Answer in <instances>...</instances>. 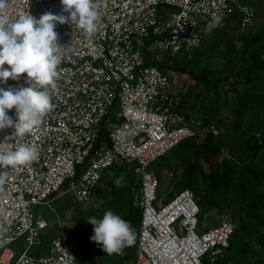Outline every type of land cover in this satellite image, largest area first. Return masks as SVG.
Segmentation results:
<instances>
[{"label":"built area","instance_id":"1","mask_svg":"<svg viewBox=\"0 0 264 264\" xmlns=\"http://www.w3.org/2000/svg\"><path fill=\"white\" fill-rule=\"evenodd\" d=\"M99 3L101 20L91 36L70 23H57L61 63L51 90L53 107L41 126L16 140L11 138L14 129L0 131V151L24 143L38 152L27 166L0 169V264H79L62 234L50 240L47 254H29L42 244L36 209L65 195L86 202L103 172L122 164L133 165L139 185L133 264H205L206 256L207 264H218L235 223L224 220L198 231L200 208L188 189L176 191L166 203L158 201L159 182L151 165L199 131L215 130L178 111V97L170 91L172 81L161 62L176 55L190 58L213 16L221 18L216 29L240 16L236 26L243 32L253 27V11L240 0ZM46 13L62 14L60 0H9L6 15L15 21ZM25 77L0 87H27ZM8 114L15 121V109ZM13 243L22 244L19 255L9 247Z\"/></svg>","mask_w":264,"mask_h":264},{"label":"rangeland","instance_id":"2","mask_svg":"<svg viewBox=\"0 0 264 264\" xmlns=\"http://www.w3.org/2000/svg\"><path fill=\"white\" fill-rule=\"evenodd\" d=\"M247 2L254 14L253 27L245 29L243 32H239L236 24L228 27L221 36H209V33L204 35L205 43L192 54L191 58L186 55H176L173 58L165 57L161 62V66L170 75L172 81V87L170 91L176 94L178 99L186 96L185 105L182 109L183 115L187 120H199L200 122L209 120L210 124H213L214 114L220 116L222 122L217 125L219 128L217 131L222 133L223 139L229 141L234 148V155L240 160L243 166H247L250 163L259 166L257 159L250 162L247 157L250 156V152L243 154L244 141L251 135V123L253 122V112L248 114L241 120L239 131L233 129V121L235 119L234 110L236 108L237 96L249 91L253 94L264 95V70L259 72L256 81L254 80L248 86L236 87L231 73L243 68L248 58V53L251 50L243 54V47L247 40H250L254 34H260L262 37L259 40L261 45H264V0H240ZM197 51L204 53L201 58H197L194 61L193 56ZM264 58V56H263ZM181 69H184L186 74ZM206 72L207 79L211 81H218V88L213 90L212 87L204 86L203 84H196L191 78L192 75L199 76ZM228 78V79H226ZM256 77H254L255 79ZM228 80V81H227ZM227 91V92H226ZM207 96V97H206ZM207 98V99H205ZM199 128V127H198ZM198 130V129H197ZM262 135V134H261ZM259 136V135H257ZM264 137V135H262ZM226 154L223 151L216 158V162L220 161L222 156ZM264 155V153H263ZM119 166V165H118ZM242 166V165H241ZM241 166L236 167V176L239 174ZM116 167V165L114 166ZM152 170V169H151ZM107 171V170H106ZM104 171V173H106ZM103 173V177H104ZM182 170H178L177 180L171 185V177L164 176L165 183H170L168 191L166 193L162 191V188L158 187V199L159 202L167 201L177 191L178 181L181 179ZM108 176V177H107ZM105 177L107 181L112 182V179L117 180L118 175L115 170L108 171ZM159 179V177L157 176ZM137 179V178H136ZM236 182V179L232 180V184ZM99 188L105 191L106 195L111 190V187H106L104 180L101 179L99 186L95 189L94 195L86 202H77L71 195H65L55 199L49 207L44 206L36 209V215L38 217V223L42 227V244L30 248V255L33 252H38L37 256H43L48 253L50 240L58 235H66L69 240V245L76 253L79 264H133L135 259V247L131 245H125L119 253L108 254L102 249V246L97 245L90 240L93 235V225L88 223L89 217H95L102 219L104 213L109 211L103 208V199L105 194L98 192ZM114 188V187H113ZM118 188H122L120 186ZM138 187H132L129 191L126 187L122 190H116L114 208L119 212L116 214L121 216L124 210L127 208L128 203L132 202L135 206L136 195ZM264 189V185L259 188V192ZM234 190L230 189L229 193L224 199H217L218 204L209 209L203 217L199 215V229L202 225L205 229L215 227L224 220H236L231 216L230 212H234L238 205L235 199ZM139 210V209H138ZM112 211V210H111ZM115 212V211H114ZM140 212V210H139ZM264 229L260 230L263 231ZM235 246H238L236 240ZM247 254L244 259L234 258L233 262L229 264H258L259 260H263L264 263V248L259 247L254 238L248 242ZM12 250V246H9ZM235 252V250L233 251ZM35 256V255H34ZM207 264L208 256L203 259Z\"/></svg>","mask_w":264,"mask_h":264},{"label":"trees","instance_id":"3","mask_svg":"<svg viewBox=\"0 0 264 264\" xmlns=\"http://www.w3.org/2000/svg\"><path fill=\"white\" fill-rule=\"evenodd\" d=\"M232 19L234 21L232 24H227L222 29L213 28L210 32H214L216 36H221L228 27L235 23L237 25L240 16L235 15ZM261 37L260 34H254L250 40L245 42L243 54L248 53L251 48H253V50L248 53L249 56L246 61L248 64L231 73V77H228L234 80L236 87L250 85L254 80L256 81V74L264 70V45L259 43ZM198 56L201 57L200 54ZM193 58L194 61L197 59L195 55ZM180 71H182L183 74L187 73L184 69ZM254 77L256 78L254 79ZM191 78L196 84L212 87L213 90L218 88L220 83L219 80L211 81L207 79L205 71L200 77L192 75ZM185 99L186 96L184 94V97L179 100L180 111L184 108ZM236 99L233 129L235 132L236 130L239 131L241 120L248 112H253V122L250 126L252 132L244 141L243 154L250 152V156H248L247 159L250 162H254L258 158L257 162L259 166L251 163L247 166H243L240 160L235 157L234 148L229 141L223 139L222 133L217 131L219 129L217 125L222 122V119H220V116L216 115V113L213 117V124H210L209 120L206 119L201 122L203 128L214 125L215 130L199 131L194 137L182 141L174 149L157 159L151 165L152 171L156 177H159V179L157 178L159 188L161 187L162 191L165 193L168 191L170 183H165L163 177L170 176L172 185L177 180L178 170H182L181 179L177 183V191L183 189L192 191L196 203L200 208L199 215H201V217H203L209 209L214 208L218 204L217 199H224L232 187L235 192L234 197L238 204L235 211L230 212L231 216L236 220L235 229L229 247L224 250L222 258L218 260V264H229L233 262V257L244 259L247 254V248L249 247L248 242L253 238L259 247L264 248V230L260 231L264 229V189L260 192L258 191L259 188L264 185V137L262 136L264 135V95H252L249 91H246L237 96ZM223 151H226V154L222 156L220 161L216 162L217 156ZM114 166L115 165L108 167L106 169L107 171L105 170L106 173L103 172L104 177L102 175L104 184L106 187H111V190L107 195L105 194L106 192L102 191L100 188L98 192H101L102 195L105 194L104 198L102 197L103 208L110 211L112 210V212L116 214L119 212V209L117 208L116 210L114 208L115 204H112V202H115L116 195H118L116 190H122L124 187H126L128 191L132 187L136 189L138 187V181L133 173V165L122 164L119 166L116 165V167ZM237 166H241V169H239L240 172L236 176ZM113 170H115V173L118 175V179L121 180V189L118 188L116 184L117 180L112 179V182H110L105 178L107 172ZM233 179H236V182L232 184ZM138 209L136 205H133V202H129L127 208L121 215V218L129 222L134 229V242L131 244L133 247H136L135 238L140 223V209ZM235 240L238 243L237 247L234 244ZM10 246H12L16 255H19L23 248L21 243H13ZM234 250L235 252H233ZM38 254V252L32 253L33 256H37ZM258 264H264L263 260L260 259Z\"/></svg>","mask_w":264,"mask_h":264},{"label":"clouds","instance_id":"4","mask_svg":"<svg viewBox=\"0 0 264 264\" xmlns=\"http://www.w3.org/2000/svg\"><path fill=\"white\" fill-rule=\"evenodd\" d=\"M60 4L62 14L46 13L39 19L26 14L12 21L6 15L9 0H0V84L6 85L9 79L19 81L26 73L28 85L7 90L0 87V131L14 129L11 138L15 140L38 129L53 107L51 90L56 88L61 63L57 23H70L91 36L101 20L99 0H60ZM220 20L219 16H213L206 31L218 26ZM12 109H15V121L8 114ZM37 159L34 146L16 143L14 148L0 151V169L27 166ZM4 171L0 172V184L4 183ZM120 183L117 179V186ZM88 223L93 225L90 240L102 246L105 253H119L125 245L134 242L130 223L110 210L102 219L89 217Z\"/></svg>","mask_w":264,"mask_h":264},{"label":"crops","instance_id":"5","mask_svg":"<svg viewBox=\"0 0 264 264\" xmlns=\"http://www.w3.org/2000/svg\"><path fill=\"white\" fill-rule=\"evenodd\" d=\"M245 4H247V2H245ZM209 33V36L208 37H212V36H216L215 34H214V32H208ZM205 43V40H203V42H202V44L201 45H203ZM201 55V56H203L204 55V53H202L201 51H197L196 53H195V57H197V58H199V56L198 55ZM201 58V57H200ZM163 70H164V68H163ZM165 71V70H164ZM179 100L180 99H178V103H179ZM178 111L179 112H181L182 114H183V112L182 111H180L179 110V105H178ZM132 202H133V200H132ZM138 231H139V228H138ZM137 236H138V233H137ZM137 236H136V238H135V242L137 241ZM136 248V247H135ZM14 251V250H13ZM15 252V251H14ZM134 253H135V250H134ZM76 254V253H75ZM135 255V254H134ZM78 259V258H77Z\"/></svg>","mask_w":264,"mask_h":264}]
</instances>
